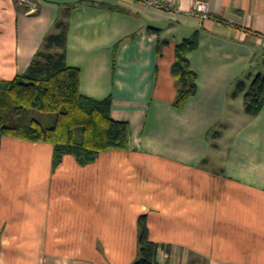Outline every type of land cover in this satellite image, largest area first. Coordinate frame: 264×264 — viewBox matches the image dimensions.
Returning <instances> with one entry per match:
<instances>
[{
	"label": "crops",
	"instance_id": "crops-1",
	"mask_svg": "<svg viewBox=\"0 0 264 264\" xmlns=\"http://www.w3.org/2000/svg\"><path fill=\"white\" fill-rule=\"evenodd\" d=\"M158 1L0 0V80L63 21L81 93L110 97L129 127L127 150L85 166L65 154L52 168L51 143L3 136L0 264H130L141 215L151 241L171 244L159 264H264V103L244 106L264 58V0H203L207 18L195 0ZM195 32L197 92L177 108L175 44ZM20 244L28 252L12 253Z\"/></svg>",
	"mask_w": 264,
	"mask_h": 264
},
{
	"label": "trees",
	"instance_id": "trees-1",
	"mask_svg": "<svg viewBox=\"0 0 264 264\" xmlns=\"http://www.w3.org/2000/svg\"><path fill=\"white\" fill-rule=\"evenodd\" d=\"M35 53L28 68L10 80H0V146L3 136H11L52 145V168L71 154L85 166L99 153L110 149L129 148V127L126 122L111 118V98L87 96L80 91V72L65 61L64 23L55 24ZM198 33L175 44L171 73L177 83L172 104L182 108L197 92V75L191 68L188 54L198 46ZM261 68L244 95L245 110L254 115L264 103V58ZM236 89H244L238 80ZM32 110L53 113V122L43 125L30 117ZM17 117L18 122L13 118ZM137 256L130 264H159V252H169L171 244L151 241L145 215L137 221Z\"/></svg>",
	"mask_w": 264,
	"mask_h": 264
},
{
	"label": "rangeland",
	"instance_id": "rangeland-1",
	"mask_svg": "<svg viewBox=\"0 0 264 264\" xmlns=\"http://www.w3.org/2000/svg\"><path fill=\"white\" fill-rule=\"evenodd\" d=\"M30 117H33V118L37 119L43 125H49V124H51L53 122L54 114L53 113H44V112H40V111H37V110H32L31 113H30ZM13 120L16 121V122L19 121L17 117H14ZM31 151H32L31 148L30 149H24L25 153L31 152ZM3 153H4V150H3ZM5 154H6V152H5ZM212 166L214 168H217V166L215 164L212 165ZM4 172H7V171H4ZM28 250H29V248H28L27 244H20V245H15L11 252L12 253H14V252L27 253ZM24 262H26V261H24ZM16 263H19V261H16Z\"/></svg>",
	"mask_w": 264,
	"mask_h": 264
},
{
	"label": "built area",
	"instance_id": "built-area-1",
	"mask_svg": "<svg viewBox=\"0 0 264 264\" xmlns=\"http://www.w3.org/2000/svg\"><path fill=\"white\" fill-rule=\"evenodd\" d=\"M148 5L152 6H157L161 7L163 4L159 2L158 0H144ZM17 2L20 5H27V6H32L33 5V0H17ZM192 12L194 14H197L201 16L202 18H207L208 17V7L206 2L203 0H195Z\"/></svg>",
	"mask_w": 264,
	"mask_h": 264
}]
</instances>
